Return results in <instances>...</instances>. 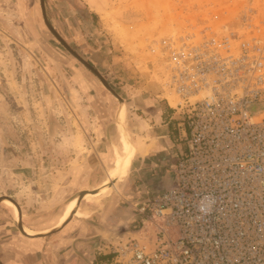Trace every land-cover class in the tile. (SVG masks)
Segmentation results:
<instances>
[{
    "label": "rangeland",
    "instance_id": "rangeland-1",
    "mask_svg": "<svg viewBox=\"0 0 264 264\" xmlns=\"http://www.w3.org/2000/svg\"><path fill=\"white\" fill-rule=\"evenodd\" d=\"M43 2L56 35L122 103L47 28L40 0H0V198H9L20 209L15 220L0 202V263L108 264L111 245L137 236L128 204L114 213L101 209L110 197L127 199L126 176L109 184L107 192L77 204L83 217L96 213L87 232L92 236L76 239L96 243L85 250L64 249V239L79 225L78 216L73 213L56 226L70 199L93 190L106 177L113 164L103 158L109 148L106 140L118 152L126 134L134 148L149 140L153 123L139 110L141 97L155 99L174 113L170 106L178 99L166 87L172 49L230 32L264 36V0ZM127 98L134 102L132 114ZM173 115L171 121L177 124L179 118ZM102 129L109 136L103 137ZM181 130L177 126L180 151L186 147ZM96 166L98 171L93 170ZM19 224L40 233L28 238ZM16 249L28 256L16 261Z\"/></svg>",
    "mask_w": 264,
    "mask_h": 264
},
{
    "label": "built area",
    "instance_id": "built-area-1",
    "mask_svg": "<svg viewBox=\"0 0 264 264\" xmlns=\"http://www.w3.org/2000/svg\"><path fill=\"white\" fill-rule=\"evenodd\" d=\"M181 44L166 87L186 147L173 184L131 202L137 236L108 264H264V36Z\"/></svg>",
    "mask_w": 264,
    "mask_h": 264
},
{
    "label": "crops",
    "instance_id": "crops-1",
    "mask_svg": "<svg viewBox=\"0 0 264 264\" xmlns=\"http://www.w3.org/2000/svg\"><path fill=\"white\" fill-rule=\"evenodd\" d=\"M124 100L127 109L130 114H132L131 109L134 106L133 99L127 98ZM165 101L167 105L170 106L167 99H165ZM138 102L139 110L143 115H148L149 118L147 120L153 123L152 126H149L151 127V131H149V140L147 139L142 147H135V154L128 164L126 174L124 175L129 184L125 196L127 199H124L122 196H117L118 199L110 197L101 207L106 214L107 212L114 213L117 209H123L127 204L129 209H133L131 203L133 200L148 194L157 195L173 184V176L169 167H171L175 155L182 148L178 143L179 135L176 134L177 126L178 128H181L178 125L180 123L178 122L176 124L175 122H172L171 119L175 117V115H173L174 113L171 114L166 105H160L155 99L149 101L144 97H141ZM181 132L184 133V129L183 131L181 130ZM102 135L103 137L109 136L108 129H104ZM104 144H107L109 148L102 152L103 158H105L106 161H113L111 166L113 167L116 164L118 157L122 155V148L120 152H118V150L110 147L107 140ZM96 168L97 166L94 167L93 170L98 171L99 169ZM76 207L77 204L75 206V211L72 212V214L74 213V215L78 216L75 222L79 225L76 227L75 231L70 233L72 237L64 239L63 244L65 250L73 246H82L83 250H85L88 244H96L94 241H89L88 243L76 241L79 237L87 235L92 236V234H87V232L92 228L90 220L94 217L93 214L96 215V213H88V215L83 217V215L78 212L79 210L77 211ZM15 252L16 261H19L18 258L20 256H28V252L23 249H16Z\"/></svg>",
    "mask_w": 264,
    "mask_h": 264
},
{
    "label": "bare ground",
    "instance_id": "bare-ground-1",
    "mask_svg": "<svg viewBox=\"0 0 264 264\" xmlns=\"http://www.w3.org/2000/svg\"><path fill=\"white\" fill-rule=\"evenodd\" d=\"M258 108H260V106L253 107L252 110H255ZM123 116H124V107H123V104H121L119 107V110H118V117L120 118V123L122 122L121 119L123 118ZM119 133H120V131H119ZM121 148H122V155L118 157L116 164L113 167L109 168L106 177H104L102 180V183H100L93 190H89L88 192H86L84 198H87V199L94 198V197H97V196L107 192V190L109 189L108 185H109L111 180L112 181L113 180H120V178L126 174L128 164H129L130 160L132 159L133 155L135 154V148L133 146H131V144L129 143L127 134L122 136ZM108 196L109 195L107 194L106 197L108 198ZM103 197H102V200H103ZM88 201H90V200H88ZM2 204L5 205L8 209H10L12 211L15 220H19V213H18L16 205L13 202H11L8 198H3ZM76 204H77V197L75 196L74 198L70 199L65 211L61 215L56 226H59L63 221H65V219H67V217L70 214H72V212L75 211ZM22 228H23L24 233H26L29 236L28 238L34 237L35 235L40 233V232H37V231L30 229L26 226H22ZM46 231H49V230H45V231L43 230V232H46Z\"/></svg>",
    "mask_w": 264,
    "mask_h": 264
},
{
    "label": "water",
    "instance_id": "water-1",
    "mask_svg": "<svg viewBox=\"0 0 264 264\" xmlns=\"http://www.w3.org/2000/svg\"><path fill=\"white\" fill-rule=\"evenodd\" d=\"M40 7H41V14H42V17H43V21H44V23H45V25L47 26V28L53 33V35H55L56 37H57V39L62 43V45L74 56V57H76L83 65H85L86 67H88L91 71H93V73H95V75L98 77V79L100 80V82L102 83V85L107 89V90H109L110 91V93L114 96V97H116L118 100H119V102L120 103H122V100L117 96V94L112 90V89H110V87L107 85V83L103 80V78L88 64V63H86L83 59H81L75 52H73L57 35H56V33L53 31V29L51 28V26L49 25V23H48V21H47V18H46V14H45V8H44V2H43V0H40ZM261 108H263L262 107V105L260 106V108H258V109H261ZM256 110V109H255ZM255 110H253V111H255ZM115 181H117V180H111L110 181V183L109 184H111V183H113V182H115ZM108 187H109V185H108ZM86 192H88V191H81V192H79L78 193V195H77V204H79V201H81L83 198H84V196H85V194H86ZM9 199V198H8ZM1 198H0V202H1ZM11 201V200H10ZM14 203V202H13ZM18 213H19V218H20V209H19V207H18ZM73 215V214H72ZM71 215H69L68 217H67V219L70 217ZM67 219H65V221L67 220ZM65 221H63L61 224H63ZM60 224V225H61ZM18 227H19V229H20V231H21V233L23 234V235H25L26 237H29L26 233H24V231H23V228L21 227V225L19 224L18 225ZM54 229H51L50 231H47V232H45V233H42L41 235H45V234H47V233H49V232H51V231H53ZM1 264V263H0Z\"/></svg>",
    "mask_w": 264,
    "mask_h": 264
},
{
    "label": "flooded vegetation",
    "instance_id": "flooded-vegetation-1",
    "mask_svg": "<svg viewBox=\"0 0 264 264\" xmlns=\"http://www.w3.org/2000/svg\"><path fill=\"white\" fill-rule=\"evenodd\" d=\"M91 264H92V262H91Z\"/></svg>",
    "mask_w": 264,
    "mask_h": 264
}]
</instances>
